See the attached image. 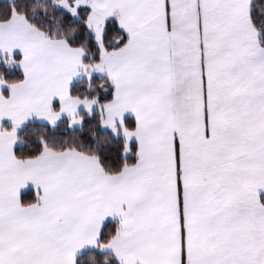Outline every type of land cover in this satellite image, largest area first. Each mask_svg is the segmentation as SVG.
Listing matches in <instances>:
<instances>
[{"label":"snow or ice","instance_id":"1","mask_svg":"<svg viewBox=\"0 0 264 264\" xmlns=\"http://www.w3.org/2000/svg\"><path fill=\"white\" fill-rule=\"evenodd\" d=\"M0 264H264V0H0Z\"/></svg>","mask_w":264,"mask_h":264}]
</instances>
